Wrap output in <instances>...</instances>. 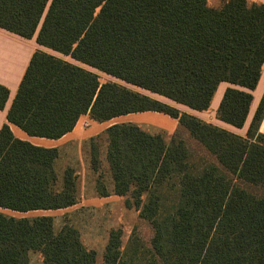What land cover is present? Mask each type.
Wrapping results in <instances>:
<instances>
[{"label":"trees","instance_id":"16d2710c","mask_svg":"<svg viewBox=\"0 0 264 264\" xmlns=\"http://www.w3.org/2000/svg\"><path fill=\"white\" fill-rule=\"evenodd\" d=\"M0 29L35 36L80 64L32 53L6 114L27 135L57 140L83 115L105 123L156 112L177 120L200 149L195 156L176 132L167 142L134 123L106 128L112 192L149 223L152 237L149 247L135 237L123 247L121 230H110L102 264H264V195L244 187L264 191V90L244 137L168 103L207 112L219 84L228 83L240 89L226 88L216 119L243 127L264 64L263 3L0 0ZM92 70L114 80L100 82ZM8 94L0 85V109ZM89 155L98 171L97 146ZM57 157L56 148L17 139L3 124L0 208L28 213L77 204L79 175L66 167L59 182ZM97 192L108 196L100 179ZM30 253L42 264H96L97 257L72 225L55 232L51 216L0 212V264H29Z\"/></svg>","mask_w":264,"mask_h":264},{"label":"crops","instance_id":"0c3cea01","mask_svg":"<svg viewBox=\"0 0 264 264\" xmlns=\"http://www.w3.org/2000/svg\"><path fill=\"white\" fill-rule=\"evenodd\" d=\"M224 1L225 0H219L218 5H215V7H211V8H219ZM249 1L264 4V0H249ZM35 50H41L43 52L63 58V56H61L60 54H57L45 47L39 46L35 41V36H33L31 39H24L15 34L0 29V85L5 86L9 91L5 105L3 109H0V128L2 127L3 124L6 123L9 125L12 134L17 139L27 141L32 145L39 147L56 148L58 150V157L54 163V168L59 182L61 181L63 170L66 167H71L74 169L77 168L79 161L81 166V184H80L81 190H80V197L78 203L71 207L58 209V210H51V211H33L28 213H41L38 215L37 214L34 215V217L40 215H47L53 218L54 216L50 213L60 212L64 214L77 210L78 211L88 210L90 212L103 210L104 212L106 209H108L107 205L110 206L111 203L114 202H121L123 204L122 207L126 209H132V208H127L125 206L124 198L118 197L114 195L112 192V188H113L112 180L106 162V140L104 133L106 128L110 125L108 124V122L96 123L90 120L88 115H83L79 118V120L77 121L75 127L71 132H69L68 134L64 135L63 137L57 140L29 136L21 129H19L17 126L7 122L6 120L7 111L16 94L19 83L23 77V74L29 63L32 53ZM67 61H70L75 65H79L78 62H75L69 58ZM226 88L240 89L239 87L228 83H221L219 84L213 96L209 111L196 112L190 109L189 110L192 111V114L194 116L198 115L196 117H198L199 119H202L200 117H202L203 115L211 114L213 120L212 122L207 121L208 123L214 124L236 135L244 137L247 128L250 124V121L252 119L253 113L258 105V102L264 90V64L262 67L259 82L255 90L252 91L253 100L249 109L247 119L241 129L232 127L231 125H228L216 119V110L218 108V105L222 99L223 93L226 90ZM155 114L157 113L155 112ZM130 115L134 117H138L133 114H129L126 116H130ZM172 121H174V124L169 125V127H171V130L177 127V120L173 119ZM259 132L264 134V117L259 126ZM99 137L102 139L101 148H98L100 169L98 171H94L90 165V155H88L89 148L87 146V141L91 138L95 139ZM80 152H81V160L79 158ZM101 172L103 173V176L101 175L102 174ZM99 179L104 183L105 188L108 192V196L106 197H101L97 192V180ZM0 212L3 214L8 213V216H14L17 218L25 217V215L27 214V213L12 212L2 208H0ZM65 223L66 221L60 223V225L56 224L53 218L54 231L57 232ZM33 254H38V253H30L29 257H31V255Z\"/></svg>","mask_w":264,"mask_h":264},{"label":"rangeland","instance_id":"374dc122","mask_svg":"<svg viewBox=\"0 0 264 264\" xmlns=\"http://www.w3.org/2000/svg\"><path fill=\"white\" fill-rule=\"evenodd\" d=\"M208 5L210 7H215V5H218L219 0H207ZM64 59H67L66 57H63ZM80 65V64H79ZM81 67H84L86 69H89L83 65ZM91 70V69H90ZM93 72L97 73L99 75L100 82H105L107 80H114L104 74H101L99 72H96L92 70ZM118 82V81H117ZM120 83V82H118ZM123 84V83H121ZM132 88V87H129ZM135 89V88H132ZM153 97L163 100L167 102L166 100L152 95ZM169 104L177 107L179 110L187 112L189 114H192V111L184 108L183 106H179L176 104H173L171 102H168ZM138 117L134 116H122L115 118L108 122V124H116V123H134L137 124L141 129L145 130L148 133L151 134H162L165 138V141L168 142L170 136L173 133H177L181 138L185 140V142L188 144V146L191 148V150L194 153L195 156L200 155V149L199 147L194 143V141L189 137L188 133L182 129L178 128V125L175 129L171 130V127L169 125L174 124L173 119L167 117L163 114H155V112H144V113H136L133 114ZM193 115V114H192ZM198 116V115H195ZM200 116V115H199ZM201 120L207 122H212V115L207 114L203 115ZM109 125V126H110ZM93 139V138H91ZM89 139L87 141L88 146V155L90 152V146L95 145L97 148H101V138H95V140L91 141ZM79 158L81 160V152L79 153ZM74 160V159H73ZM80 162L78 161V166L75 168L79 175V190H81V166ZM102 173V172H101ZM103 176V173L101 174ZM249 192L256 193L258 195H264V191L258 187L246 185L244 186ZM123 204L121 202H114L111 203L110 206L107 205L108 209H106L104 212L101 211H71L69 213H50L54 217V220L56 224L63 223L66 221L67 224L72 225L74 228H76L79 233L81 240L83 244L88 249H93L96 252V264H102V256H103V250L106 245L107 236L110 230L112 229H120L122 232V246L125 247L129 240L132 238H138L141 245L145 247L150 246V239L152 237V228L149 225L148 222L139 219L137 212L134 209H126L122 207ZM8 215V213H5V215ZM38 215L41 213H27L25 215L26 218H32L34 215ZM29 264H42L41 256L39 254H33L31 255Z\"/></svg>","mask_w":264,"mask_h":264}]
</instances>
